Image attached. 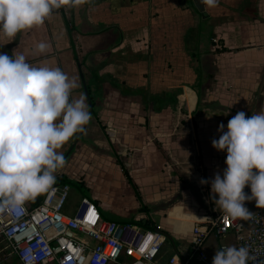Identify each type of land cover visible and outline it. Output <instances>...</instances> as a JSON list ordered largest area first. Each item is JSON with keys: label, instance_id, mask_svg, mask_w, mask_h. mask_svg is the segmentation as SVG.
<instances>
[{"label": "crops", "instance_id": "crops-1", "mask_svg": "<svg viewBox=\"0 0 264 264\" xmlns=\"http://www.w3.org/2000/svg\"><path fill=\"white\" fill-rule=\"evenodd\" d=\"M38 41L46 53H34ZM0 52L60 67L76 79L74 97L86 86L91 118L58 149L65 164L53 184L87 189L79 199L101 215L117 198H135V217L112 221L159 229L177 249L215 196L200 179L225 166L210 145L217 124L264 110V0H86L54 10ZM205 248L211 259L216 240Z\"/></svg>", "mask_w": 264, "mask_h": 264}, {"label": "clouds", "instance_id": "clouds-1", "mask_svg": "<svg viewBox=\"0 0 264 264\" xmlns=\"http://www.w3.org/2000/svg\"><path fill=\"white\" fill-rule=\"evenodd\" d=\"M85 2L0 0V37L6 38L0 46L18 32L41 25L54 10ZM217 2L202 0L209 7ZM48 47L38 41L34 53L44 54ZM76 87V79L58 66L29 63L23 53L0 52V211L21 208L55 182L56 171L65 164L58 149L85 131L91 118L85 95L72 96ZM216 131L219 135L210 145L225 153V166L199 182L209 184L213 204L223 213L248 220L252 212L245 201L264 208V110L247 116L238 110L226 123H218ZM254 260L246 245H223L215 249L211 264Z\"/></svg>", "mask_w": 264, "mask_h": 264}, {"label": "built area", "instance_id": "built-area-1", "mask_svg": "<svg viewBox=\"0 0 264 264\" xmlns=\"http://www.w3.org/2000/svg\"><path fill=\"white\" fill-rule=\"evenodd\" d=\"M69 189L67 183L53 184L38 194V202L0 211L5 243L0 264L11 256L17 264H211L209 237L217 249L246 245L255 257L252 264H264V208L254 201L244 202L252 212L248 220H233L209 202L187 245L177 249L159 229L105 219L87 196L80 197L72 215L66 213ZM165 249L169 254L162 257Z\"/></svg>", "mask_w": 264, "mask_h": 264}, {"label": "rangeland", "instance_id": "rangeland-1", "mask_svg": "<svg viewBox=\"0 0 264 264\" xmlns=\"http://www.w3.org/2000/svg\"><path fill=\"white\" fill-rule=\"evenodd\" d=\"M93 186H91L92 189H96V187L98 186V184L95 182L94 184H92ZM96 185V186H94ZM84 193V194H88L89 191L87 189L84 188H79L78 190L75 187H71L70 188V192H69V197H68V201H67V207L71 209H75V207L77 206L78 202H79V194L80 193ZM116 196L119 197V193L117 192L115 194ZM115 199L116 197L113 196ZM135 198H131L129 195H124L122 197L117 198V202H112L111 205H107V207L102 208V215L103 217H105V219L107 220H116V221H130V219L132 217H135L137 210L136 207L133 208L134 206V201ZM149 211H151V209H149ZM119 212H121L122 214H120ZM153 212V210H152ZM153 218L154 215L152 213H150ZM156 223L158 222L157 219H155ZM7 264H17L16 261H9ZM111 264H115V263H111Z\"/></svg>", "mask_w": 264, "mask_h": 264}, {"label": "trees", "instance_id": "trees-1", "mask_svg": "<svg viewBox=\"0 0 264 264\" xmlns=\"http://www.w3.org/2000/svg\"><path fill=\"white\" fill-rule=\"evenodd\" d=\"M59 181H60L59 183H63L62 180H59ZM132 188H133L134 192H136V189L133 185H132ZM33 202H35V199L33 200ZM147 224H148V222H147V220H145V225H147ZM4 245H5L4 240L0 238V253H2L4 251ZM10 260L11 261L15 260L17 263V258L15 256H11L9 259H7V261H4L2 264H7Z\"/></svg>", "mask_w": 264, "mask_h": 264}, {"label": "water", "instance_id": "water-1", "mask_svg": "<svg viewBox=\"0 0 264 264\" xmlns=\"http://www.w3.org/2000/svg\"><path fill=\"white\" fill-rule=\"evenodd\" d=\"M71 47H72V49H73V53L75 54V50H74V44H73V42H72V40H71ZM83 90H84V93H85V95H86V97H87V99H88V101H89V97H88V91H87V89H86V86L83 84ZM90 104V103H89ZM139 198V197H138ZM41 199V197L38 195L36 198H35V203L36 202H38V200H40ZM140 200V199H139ZM163 232V231H162ZM164 234H165V232H163ZM166 235V237H167V239L169 240V242H171V243H173L172 242V240H171V238L167 235V234H165Z\"/></svg>", "mask_w": 264, "mask_h": 264}]
</instances>
